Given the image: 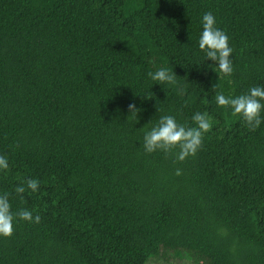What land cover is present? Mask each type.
<instances>
[{"label": "trees", "instance_id": "1", "mask_svg": "<svg viewBox=\"0 0 264 264\" xmlns=\"http://www.w3.org/2000/svg\"><path fill=\"white\" fill-rule=\"evenodd\" d=\"M209 11L231 76L199 50ZM260 85L264 0H0V193L41 217L0 237V264H264V124L215 101ZM196 112L213 128L195 157L144 150L161 115Z\"/></svg>", "mask_w": 264, "mask_h": 264}, {"label": "clouds", "instance_id": "2", "mask_svg": "<svg viewBox=\"0 0 264 264\" xmlns=\"http://www.w3.org/2000/svg\"><path fill=\"white\" fill-rule=\"evenodd\" d=\"M200 23L202 31L198 39L199 50L204 53L207 62H212V69L216 74L231 76L234 72L232 56L235 50L231 46L229 35L218 27L216 17L211 11L202 15ZM148 75L153 81L158 82V85L176 82V73L166 67H160L154 72H149ZM215 101L219 107H230L232 114L241 118L250 130H256L264 124V85L253 86L247 92L234 97L218 92ZM139 111L135 104L129 105V112L132 115L138 114ZM192 120L194 127L179 123L173 115H161L158 123L145 131L144 150L147 153L157 151L168 153L179 148L176 159L181 162L188 157H195L203 145L204 136L213 128V119L207 112H196ZM8 168V158L0 154V171ZM180 174L181 170L177 169V175ZM39 187L38 179H28L26 187L23 184L18 185L15 192L23 199V194L27 190L36 193ZM20 220L38 224L41 217L34 216L29 209L14 212L9 194L0 193V237H11L16 223Z\"/></svg>", "mask_w": 264, "mask_h": 264}]
</instances>
